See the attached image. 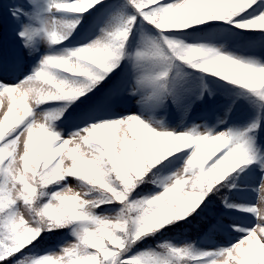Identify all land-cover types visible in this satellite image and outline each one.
Returning a JSON list of instances; mask_svg holds the SVG:
<instances>
[{"label":"snow or ice","instance_id":"6c2138e0","mask_svg":"<svg viewBox=\"0 0 264 264\" xmlns=\"http://www.w3.org/2000/svg\"><path fill=\"white\" fill-rule=\"evenodd\" d=\"M0 264H264V0H0Z\"/></svg>","mask_w":264,"mask_h":264}]
</instances>
